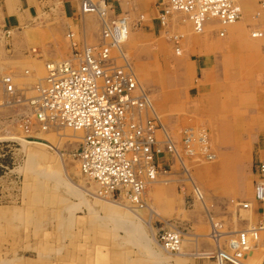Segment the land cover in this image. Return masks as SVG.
<instances>
[{"label":"rangeland","instance_id":"1","mask_svg":"<svg viewBox=\"0 0 264 264\" xmlns=\"http://www.w3.org/2000/svg\"><path fill=\"white\" fill-rule=\"evenodd\" d=\"M159 1L121 0L113 5L111 15L129 17V36L120 47L172 139L179 143L183 127L202 126L215 157L197 160L181 152V159L165 156L170 167L163 165L166 173L149 183L144 207L117 198L118 205H113L96 195L97 185L79 169L74 151L82 132L39 126L26 102L9 106L14 109L13 123L2 128L0 123V264H162L185 251L203 253L216 262L211 253L225 244L226 237L219 243L211 239V220L221 222L224 231H233L253 225L256 215L262 214V208H255L262 203L254 200V181L256 165L264 162V89H214L198 95L195 87L187 89V94L174 88V82L183 86L191 78L189 65L175 63V57L184 55L190 39L207 32L194 31L180 11L172 14L180 15L177 23L169 20L160 25L156 20ZM237 1L239 23L244 8ZM251 1L257 6L250 11L246 32L252 40H262L264 0ZM39 3L34 20L45 27L50 22L52 27L60 26L64 19L61 0H50L46 6ZM141 14L144 18L137 23ZM89 16L100 32L97 14ZM215 28L224 26L216 24ZM217 31L213 32L224 37ZM252 32L260 35L251 36ZM175 35L180 36L179 49ZM263 49L260 41L247 46L254 57L245 79L256 86L264 84V59L259 57ZM46 62L39 70L18 65L2 76L11 74L15 86L26 89L24 94L29 97L32 86L45 76ZM193 79L192 83L198 84L195 76ZM2 102L5 104V97ZM23 118L28 120L29 131L23 127ZM65 170L76 184L66 179ZM193 183L200 188L203 200L194 195ZM242 202L250 206L244 208ZM167 229L182 234L177 253L167 252L156 242L158 233ZM194 235L202 248L194 249ZM246 256V264H257L254 261L263 258L264 231Z\"/></svg>","mask_w":264,"mask_h":264},{"label":"built area","instance_id":"2","mask_svg":"<svg viewBox=\"0 0 264 264\" xmlns=\"http://www.w3.org/2000/svg\"><path fill=\"white\" fill-rule=\"evenodd\" d=\"M83 14H97L100 37L95 44L78 45L74 33L71 57L45 63V76L32 86V95L17 88L12 75H4L0 82L6 93V104L28 103L39 126L55 125L82 132L74 156L81 173L97 185L96 195L102 199H120L132 206L146 205L145 192L149 183L166 173L158 157L181 159L180 152L197 160H212L209 135L202 126H186L179 143L169 135L156 112L152 99L139 83L132 64L120 49L128 38L127 14H110L114 9L110 0H78ZM263 1V0H259ZM263 3V2H262ZM118 4H120L118 2ZM187 15L194 31L200 33L208 19H216L222 26L241 16L237 0H160L157 22L165 26L173 12ZM144 15H139L141 23ZM224 34L223 30L218 32ZM176 49L180 36H173ZM179 49V48H178ZM23 127L29 131L26 118ZM169 158H167L169 160ZM170 167V166H169ZM254 200L264 202V162L256 165ZM197 199L203 200L200 188L193 183ZM233 202V201H232ZM242 207L250 206L242 202ZM264 230V210L253 225L224 231L219 221L210 222L209 236L216 243L226 237L211 253L217 264H246L244 258L259 241ZM158 243L169 253H177L182 243L178 230L158 233Z\"/></svg>","mask_w":264,"mask_h":264},{"label":"crops","instance_id":"3","mask_svg":"<svg viewBox=\"0 0 264 264\" xmlns=\"http://www.w3.org/2000/svg\"><path fill=\"white\" fill-rule=\"evenodd\" d=\"M145 1L140 0V3L145 4ZM39 2L46 6L50 3V0H0V77L18 65H26L39 70L46 60L59 61L70 58L72 53L71 40L65 36L68 31L74 33L73 40L78 45L87 43L90 40L95 43L99 41L98 24L93 22V25V18L89 16V13L83 14L80 11L78 0H61L64 19L60 26L55 24V27L50 25L51 22L48 25L49 27H45L34 20L39 12L37 9ZM110 2L112 5H116L118 2L121 4V0H110ZM240 2L244 8L243 18L239 23L226 27L224 35H222L224 37H219L213 32L217 30L215 27L207 26L205 30L207 33L204 32L205 34L190 39V44L186 45L184 55L175 57V63L185 61L189 65L190 73L188 75H191V78L189 77L190 79L183 86L174 82V88H181L187 94V89L192 91V87H195L198 95L214 89L216 91L242 88L264 89V84L256 86L245 79L248 74L246 69L252 65L251 60L254 57V52L248 51L247 46L259 41L264 46V25L261 33L263 35L262 40H252L247 35L246 29L249 25L250 11L257 5L251 0H240ZM179 17V14L172 15L169 20L171 23H177ZM259 54H261L259 57L264 59V49L263 53ZM262 64H264V61H262ZM194 76L198 81L196 85L192 83ZM188 95L190 97L191 93ZM4 97L6 100L4 86L0 82V102ZM9 106L13 107V105L6 104V102L5 104L0 103V123L3 124L1 128L4 125L8 126L14 120V109H10ZM167 161L168 159L165 156L157 158L159 164ZM65 174L66 179H71L67 171ZM256 207L262 208L263 211L264 203L257 204ZM260 217H262V214L258 213L256 219L258 220ZM194 237V249L202 248L200 241H197L198 236L194 235ZM100 254L105 253L101 252ZM176 256V259L162 264H217L203 253L195 251L180 252ZM247 258L248 256L244 260H247ZM254 262L264 264V256L261 260ZM104 263L102 262V264Z\"/></svg>","mask_w":264,"mask_h":264},{"label":"bare ground","instance_id":"4","mask_svg":"<svg viewBox=\"0 0 264 264\" xmlns=\"http://www.w3.org/2000/svg\"><path fill=\"white\" fill-rule=\"evenodd\" d=\"M237 21V20H236ZM236 21L235 22H233V23H236ZM217 24V27L218 26H220L221 24L216 20V19H208L206 22H205V24H204V29H203V31H205V27L206 26H208V27H215V25ZM226 26L227 25H225L224 26V28L223 29H221V30H223L224 32H225V29H226ZM194 30V29H193ZM217 32H219L220 31V29L219 28H217ZM202 31V32H203ZM128 33H129V31H128ZM219 34V33H218ZM220 35V34H219ZM224 35V34H223ZM257 35H260V34H258L257 32H252L251 33V36H257ZM222 36V35H221ZM120 49H121V47H120ZM122 50V49H121ZM123 51V50H122ZM123 54H124V56L126 57V59L128 58L127 56H126V53H124L123 52ZM49 62V61H48ZM136 73V72H135ZM139 80V79H138ZM139 83H140V81H139ZM141 84V83H140ZM142 86V85H141ZM143 87V86H142ZM144 88V87H143ZM65 129V128H64ZM49 134V133H48ZM63 136H66V137H75L74 135H71V134H66V133H64V135ZM25 141H26V143H28L29 141H27L26 139H24ZM30 143V142H29ZM39 143V142H38ZM50 143V142H49ZM25 144V143H24ZM48 144V143H47ZM46 144V145H47ZM51 145H52V143H50ZM53 146V145H52ZM51 146V147H52ZM54 148H56L55 146H53ZM55 151H57L58 153H60L57 149L55 150ZM61 155V154H60ZM215 157V156H214ZM62 159V158H61ZM79 186V185H78ZM81 187V189L83 190V191H86L87 189H84L82 186H80ZM88 191V190H87ZM90 192V191H89ZM94 193V191L92 192V194ZM91 194V193H90ZM95 198H97L96 196H95ZM98 199V198H97ZM103 201H105L106 203H110V204H113V205H118V202L117 201H115V200H113V199H105V200H103ZM120 204V203H119ZM128 208V207H127ZM146 222V221H145ZM157 243H158V241H156ZM159 244V243H158Z\"/></svg>","mask_w":264,"mask_h":264}]
</instances>
